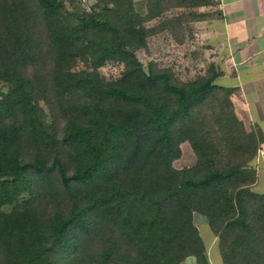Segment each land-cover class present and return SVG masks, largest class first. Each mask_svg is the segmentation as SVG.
Instances as JSON below:
<instances>
[{
  "label": "trees",
  "instance_id": "obj_1",
  "mask_svg": "<svg viewBox=\"0 0 264 264\" xmlns=\"http://www.w3.org/2000/svg\"><path fill=\"white\" fill-rule=\"evenodd\" d=\"M84 1L0 0V264H209L194 213L222 264H264L261 130L214 62L182 80L137 56L217 0Z\"/></svg>",
  "mask_w": 264,
  "mask_h": 264
},
{
  "label": "crops",
  "instance_id": "obj_2",
  "mask_svg": "<svg viewBox=\"0 0 264 264\" xmlns=\"http://www.w3.org/2000/svg\"><path fill=\"white\" fill-rule=\"evenodd\" d=\"M217 2L210 17L196 22L208 41L211 62L222 72L215 83L235 88L232 102L237 117L259 127L264 138V0ZM252 165L257 170L254 190L264 192V142ZM205 247L209 264H214L209 245ZM186 262L195 264L193 258Z\"/></svg>",
  "mask_w": 264,
  "mask_h": 264
},
{
  "label": "rangeland",
  "instance_id": "obj_3",
  "mask_svg": "<svg viewBox=\"0 0 264 264\" xmlns=\"http://www.w3.org/2000/svg\"><path fill=\"white\" fill-rule=\"evenodd\" d=\"M101 0H85L84 4L90 6L94 2ZM139 3L143 0H134ZM200 10H211L209 7H201ZM190 26L191 32L186 29L179 36L168 32L157 33L150 37L147 42V50L137 51V56L143 64L148 60H153L166 68H172L174 72L182 79L186 80L195 77V75L204 69L211 62L210 51L207 47V39L200 33L196 22L185 23ZM181 36L182 39H181ZM181 39V41H179ZM83 68L82 62L73 59L70 63L71 70H80ZM122 70L121 64L116 62H107L101 69V74L106 79H115ZM181 154L173 164L176 168L192 165L195 161V155L187 142L180 144ZM194 223L197 226L200 235L206 245H209V254L214 264L222 262L217 255L215 243L213 242L212 232L202 215L194 213ZM211 243V244H210ZM188 264V262L183 263Z\"/></svg>",
  "mask_w": 264,
  "mask_h": 264
}]
</instances>
